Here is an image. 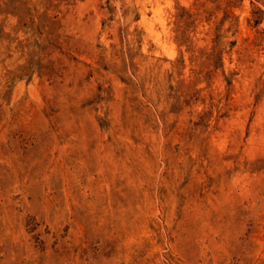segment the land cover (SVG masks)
Here are the masks:
<instances>
[{"label": "rangeland", "instance_id": "374dc122", "mask_svg": "<svg viewBox=\"0 0 264 264\" xmlns=\"http://www.w3.org/2000/svg\"><path fill=\"white\" fill-rule=\"evenodd\" d=\"M0 264H264V0H0Z\"/></svg>", "mask_w": 264, "mask_h": 264}]
</instances>
